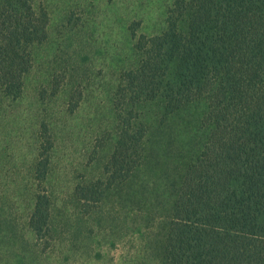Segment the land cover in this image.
Wrapping results in <instances>:
<instances>
[{"label": "rangeland", "instance_id": "rangeland-1", "mask_svg": "<svg viewBox=\"0 0 264 264\" xmlns=\"http://www.w3.org/2000/svg\"><path fill=\"white\" fill-rule=\"evenodd\" d=\"M174 1L35 0L47 38L20 96L0 87V264H161L171 201L205 136L199 109L165 125L148 110L146 158L131 179L100 203L77 190L107 185L122 76L138 63L137 40L164 32ZM38 194L52 200L42 241L28 226Z\"/></svg>", "mask_w": 264, "mask_h": 264}, {"label": "trees", "instance_id": "trees-1", "mask_svg": "<svg viewBox=\"0 0 264 264\" xmlns=\"http://www.w3.org/2000/svg\"><path fill=\"white\" fill-rule=\"evenodd\" d=\"M35 0H0V87L19 97L32 50L47 38ZM116 110L123 126L106 165L107 185L77 190L100 203L146 156V112L165 125L199 109L202 147L171 201L161 264H264V0H175L160 35L140 37ZM46 166L38 164V172ZM52 200L37 195L28 226L51 235Z\"/></svg>", "mask_w": 264, "mask_h": 264}]
</instances>
